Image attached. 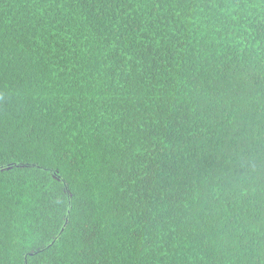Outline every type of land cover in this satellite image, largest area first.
<instances>
[{"label": "trees", "instance_id": "obj_1", "mask_svg": "<svg viewBox=\"0 0 264 264\" xmlns=\"http://www.w3.org/2000/svg\"><path fill=\"white\" fill-rule=\"evenodd\" d=\"M0 264H264V0H0Z\"/></svg>", "mask_w": 264, "mask_h": 264}, {"label": "bare ground", "instance_id": "obj_2", "mask_svg": "<svg viewBox=\"0 0 264 264\" xmlns=\"http://www.w3.org/2000/svg\"><path fill=\"white\" fill-rule=\"evenodd\" d=\"M58 238V237H57Z\"/></svg>", "mask_w": 264, "mask_h": 264}]
</instances>
